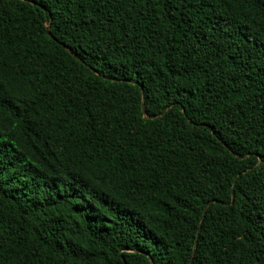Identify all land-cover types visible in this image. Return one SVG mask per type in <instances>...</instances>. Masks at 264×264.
Here are the masks:
<instances>
[{
	"label": "trees",
	"instance_id": "1",
	"mask_svg": "<svg viewBox=\"0 0 264 264\" xmlns=\"http://www.w3.org/2000/svg\"><path fill=\"white\" fill-rule=\"evenodd\" d=\"M0 264H264V0H0Z\"/></svg>",
	"mask_w": 264,
	"mask_h": 264
},
{
	"label": "water",
	"instance_id": "2",
	"mask_svg": "<svg viewBox=\"0 0 264 264\" xmlns=\"http://www.w3.org/2000/svg\"><path fill=\"white\" fill-rule=\"evenodd\" d=\"M46 34L49 36L50 35V33H49V28H47V30H46Z\"/></svg>",
	"mask_w": 264,
	"mask_h": 264
}]
</instances>
